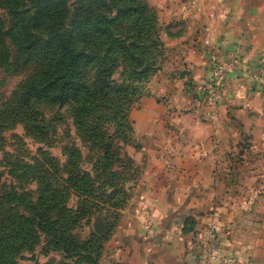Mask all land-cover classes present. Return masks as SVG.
<instances>
[{
	"label": "crops",
	"instance_id": "obj_1",
	"mask_svg": "<svg viewBox=\"0 0 264 264\" xmlns=\"http://www.w3.org/2000/svg\"><path fill=\"white\" fill-rule=\"evenodd\" d=\"M171 2L183 73L165 75L166 105L143 124L145 178L101 264H205L208 247L264 264V0ZM230 55L262 77L231 72L208 103L212 57Z\"/></svg>",
	"mask_w": 264,
	"mask_h": 264
},
{
	"label": "rangeland",
	"instance_id": "obj_2",
	"mask_svg": "<svg viewBox=\"0 0 264 264\" xmlns=\"http://www.w3.org/2000/svg\"><path fill=\"white\" fill-rule=\"evenodd\" d=\"M78 1L68 0L72 10ZM140 1L147 7L149 20L138 21V14L124 21L120 34L131 53L119 56L108 78L125 93L92 114V125H99L111 140L118 158L114 163L106 162L102 147L90 141L76 123L77 103L35 101V113L30 118L17 119L15 102L38 65L32 58H20L15 45L5 39L9 64H0V217L29 216L27 205L48 196L50 204L58 202L59 209L52 216L60 221L75 255L67 259L53 250V237L39 231L38 245L24 248L16 256L2 257L0 264H94V259L101 264L109 252L108 244L122 226V212L145 178L148 160L138 139L141 129H145L143 124L150 119L155 105H166L167 90L162 84L165 75L183 73L179 69L180 44L175 43L187 31L177 30L167 20L165 12L173 8L171 0ZM2 15L8 20L5 11ZM136 24L144 29L142 34L136 32ZM95 72L90 63L87 77L94 78ZM73 174L86 175L91 184L79 182L76 188L69 182ZM116 198L125 201L124 208L113 206ZM108 199L112 202L105 203ZM77 215L82 219L76 220ZM97 222L104 225L103 235L95 230ZM145 225L149 229L150 223L146 221ZM13 241H7L5 252L12 250ZM75 245L82 248H74Z\"/></svg>",
	"mask_w": 264,
	"mask_h": 264
},
{
	"label": "trees",
	"instance_id": "obj_3",
	"mask_svg": "<svg viewBox=\"0 0 264 264\" xmlns=\"http://www.w3.org/2000/svg\"><path fill=\"white\" fill-rule=\"evenodd\" d=\"M138 14V21L149 20L147 7L140 0H79L74 10L68 0H0V64H9L4 50L5 39L9 38L20 58H32L38 65L15 102L17 119L30 118L35 113V101L77 103L75 119L85 136L102 147L106 162L118 161L109 136L91 121L97 108L107 107L117 95L125 93V89L113 86L108 78L119 56L131 53L120 29L124 21ZM135 30L139 34L144 31L137 24ZM90 63L96 70L92 79L87 77ZM69 182L79 188V182L87 184L90 179L73 174ZM117 198L113 199V206L124 208L125 201ZM48 200V196H42L36 204L27 205L29 216L0 217V258L16 256L22 249L38 245L39 231L53 237V250L67 259L74 257L73 245L60 228V221L52 216L59 209L58 202L52 205ZM109 202L112 200H105ZM77 219L82 216L77 215ZM13 239L12 250L5 252V244ZM101 244L100 240L99 251ZM94 262L98 264L97 259Z\"/></svg>",
	"mask_w": 264,
	"mask_h": 264
},
{
	"label": "built area",
	"instance_id": "obj_4",
	"mask_svg": "<svg viewBox=\"0 0 264 264\" xmlns=\"http://www.w3.org/2000/svg\"><path fill=\"white\" fill-rule=\"evenodd\" d=\"M231 72H240L248 77L251 86H254L262 77L259 67L244 66L234 55H230L226 61L213 56L211 77L199 88V93L204 95L208 103H215L218 100L221 89L229 82ZM218 229L219 226L214 224L209 232L214 234ZM204 262L205 264H246L237 254L228 253L216 247L207 248Z\"/></svg>",
	"mask_w": 264,
	"mask_h": 264
},
{
	"label": "water",
	"instance_id": "obj_5",
	"mask_svg": "<svg viewBox=\"0 0 264 264\" xmlns=\"http://www.w3.org/2000/svg\"><path fill=\"white\" fill-rule=\"evenodd\" d=\"M95 230L98 234L103 235L104 234V225L102 222H97L95 224Z\"/></svg>",
	"mask_w": 264,
	"mask_h": 264
}]
</instances>
